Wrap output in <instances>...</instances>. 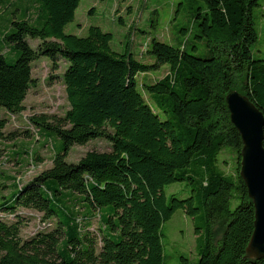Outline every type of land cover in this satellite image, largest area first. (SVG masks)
<instances>
[{
    "label": "trees",
    "instance_id": "obj_1",
    "mask_svg": "<svg viewBox=\"0 0 264 264\" xmlns=\"http://www.w3.org/2000/svg\"><path fill=\"white\" fill-rule=\"evenodd\" d=\"M202 1L206 12L194 21L200 45L151 38L147 54L155 62L146 64L128 50L113 52L112 35L98 26L85 37L64 33L80 0H0V108L10 116L24 111L34 84L31 63L40 56L51 58L53 69L58 56L67 62L62 83L69 105L61 117L28 118L33 144L51 136L62 142L49 168L23 184L0 171V264H163L161 227L178 209L197 223L196 234L204 232L196 264H264V257H244L254 208L239 176L242 141L225 101L237 91L264 116V60L252 56L259 0ZM28 38L40 41L37 49ZM3 45L17 53L15 62L3 56ZM163 65L168 74L143 85L149 104L137 77ZM7 122L0 116V140L15 136L4 135ZM92 139L106 140L110 151L66 162L73 145ZM33 144L12 152L17 165L24 155L25 166L41 160ZM224 150L234 153V175L217 166ZM176 182L190 186L189 197H166L164 187ZM19 209L54 220V227L23 240ZM94 212L98 237L87 231ZM7 216L15 221L7 223Z\"/></svg>",
    "mask_w": 264,
    "mask_h": 264
},
{
    "label": "rangeland",
    "instance_id": "obj_2",
    "mask_svg": "<svg viewBox=\"0 0 264 264\" xmlns=\"http://www.w3.org/2000/svg\"><path fill=\"white\" fill-rule=\"evenodd\" d=\"M205 12L206 7L202 0H80L74 20L65 26L64 33L85 37L90 26H98L103 32L112 35L110 48L113 52L121 54L128 50L136 60L153 64L155 60L147 54L151 38L172 46L179 44H185L187 48L190 45L199 46V42L194 39L196 30L194 21L198 22L195 20L197 14L203 15ZM252 18L258 36L257 42L252 46V56L264 60V0H259V6L252 12ZM120 19L122 23L119 22ZM182 29L187 32L186 35L180 33ZM27 42L32 49H37L40 41L28 38ZM3 47L1 52L6 60L9 63L15 62L18 58L17 53L4 45ZM52 64L53 60L44 56L38 57L31 63L34 84L24 100V111L21 114L10 116L0 108V116L8 121L4 135L15 133V136L0 140V171L21 178L20 184L26 183L40 171L49 168L51 155L58 152L62 146L61 140L55 136H51L50 141L43 138L33 144L35 131L27 124L28 118L34 114L61 117L69 108L62 83V75L68 64L60 56L56 60V69L52 68ZM168 71V67L163 65L157 71L137 77L139 89L149 104L152 102L148 93L143 91V85L162 79ZM155 112L158 113L156 109ZM24 131H29L30 134H25ZM25 143L29 146L33 144V150L41 159L36 165L34 164L35 167L29 166L30 163L25 166L27 159L25 155L23 165L19 166L14 161L16 158L12 156V152ZM110 149V143L106 140L92 139L83 145H73L68 151L66 162L75 164L87 152H108ZM235 159L232 151L224 150L218 156L217 166L224 174L234 175ZM6 190L5 187L1 192L6 194ZM164 193L168 199L171 195L186 199L190 195V186L186 182L172 183L164 187ZM18 214L23 218L20 231L23 240L37 234V225L40 223L51 224L46 231L54 227V220L42 222L41 214L35 211L19 209ZM6 219L7 223L15 221L12 216H7ZM87 221H89L87 231L91 236L98 237L100 222L96 213L94 212ZM196 226L197 223L181 209L176 210L171 218L163 223L161 227L163 264H196L198 238L200 236L204 238L203 231L196 234ZM214 229L216 238H221L223 229L221 225H217Z\"/></svg>",
    "mask_w": 264,
    "mask_h": 264
},
{
    "label": "water",
    "instance_id": "obj_3",
    "mask_svg": "<svg viewBox=\"0 0 264 264\" xmlns=\"http://www.w3.org/2000/svg\"><path fill=\"white\" fill-rule=\"evenodd\" d=\"M225 101L230 122L242 141L239 176L254 208L253 231L244 257L259 259L264 257V116L237 91L230 92Z\"/></svg>",
    "mask_w": 264,
    "mask_h": 264
},
{
    "label": "built area",
    "instance_id": "obj_4",
    "mask_svg": "<svg viewBox=\"0 0 264 264\" xmlns=\"http://www.w3.org/2000/svg\"><path fill=\"white\" fill-rule=\"evenodd\" d=\"M51 226V224L50 223H40V224H38L37 225V232H40V231H45V230H47L49 227Z\"/></svg>",
    "mask_w": 264,
    "mask_h": 264
},
{
    "label": "crops",
    "instance_id": "obj_5",
    "mask_svg": "<svg viewBox=\"0 0 264 264\" xmlns=\"http://www.w3.org/2000/svg\"><path fill=\"white\" fill-rule=\"evenodd\" d=\"M17 160V159H16ZM15 162H17V161H15ZM20 166V165H19Z\"/></svg>",
    "mask_w": 264,
    "mask_h": 264
}]
</instances>
